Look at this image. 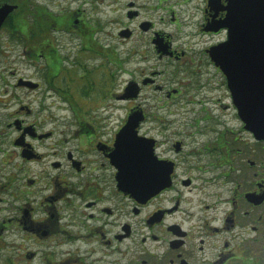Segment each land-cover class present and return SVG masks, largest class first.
Masks as SVG:
<instances>
[{
  "label": "flooded vegetation",
  "instance_id": "obj_1",
  "mask_svg": "<svg viewBox=\"0 0 264 264\" xmlns=\"http://www.w3.org/2000/svg\"><path fill=\"white\" fill-rule=\"evenodd\" d=\"M262 6L129 1L116 47L81 8L36 35L11 16L0 53L24 54L0 56V264H264ZM154 58L162 69L148 73ZM144 89L163 102L147 109ZM133 114L148 145L115 158ZM126 169L158 190H124Z\"/></svg>",
  "mask_w": 264,
  "mask_h": 264
},
{
  "label": "rangeland",
  "instance_id": "obj_2",
  "mask_svg": "<svg viewBox=\"0 0 264 264\" xmlns=\"http://www.w3.org/2000/svg\"><path fill=\"white\" fill-rule=\"evenodd\" d=\"M38 4L46 6L49 10L60 13V11L68 12L72 11L74 9H83L84 13L87 15H92L93 13L96 15V17L102 19V23L107 24V28L105 30L108 31V41L110 46H117L118 42L120 41V38L118 37L119 28L123 25L122 23L125 21L124 16V6L129 1L134 0H36ZM158 14L161 13H155L153 15V18L155 20H158L159 16ZM135 26V23L133 24V27ZM160 27L165 28L167 31H173L172 27H167V23L160 24ZM39 34V31H37ZM54 39H56V35H52ZM147 38V37H141L140 39ZM64 39H68L67 37ZM139 39V37H135L134 40ZM9 43V41H8ZM24 46L23 45H16L14 43H10L9 47H4V51L0 53V56H9V57H15V56H23L24 54ZM14 58L8 59L10 63L14 62ZM150 66V69L147 71L150 73L152 70H161L162 69V61H160L158 58L152 59L150 62L146 63ZM164 64V63H163ZM142 67H146L143 65ZM139 74V73H137ZM141 74V73H140ZM158 83L166 86L165 81H160L162 79V76H159ZM126 84L127 80L130 79L128 75H124L122 78ZM120 82V81H119ZM167 87V86H166ZM106 99V98H105ZM159 99H163V95L161 93H155L151 89H144V92L142 93L141 97L137 102L143 104L147 109H149L150 105L161 103L163 101H159ZM184 100L182 97L173 100L171 102L173 103H181ZM111 102V100L109 101ZM120 114V111H119ZM186 115H190L189 118H194L196 115L190 114L189 112L186 113ZM174 118V117H173ZM115 122L120 121L119 118H114Z\"/></svg>",
  "mask_w": 264,
  "mask_h": 264
},
{
  "label": "water",
  "instance_id": "obj_3",
  "mask_svg": "<svg viewBox=\"0 0 264 264\" xmlns=\"http://www.w3.org/2000/svg\"><path fill=\"white\" fill-rule=\"evenodd\" d=\"M253 4L257 3V0H252ZM17 8L16 5H12L9 3H5L0 6V28L6 21V19L10 16V14ZM263 8V13L261 12V28L258 30L264 34V6ZM251 13H249L250 15ZM254 14V12L252 13ZM227 26L229 27V17L227 20ZM262 42L260 43V47L264 49V36L261 38ZM221 56L224 58L220 61L222 67L224 68V71L226 72L228 79H229V84L231 85V70H230V60H229V55H230V39L223 45L221 46ZM218 57L221 58L220 54L217 55ZM264 65V63H263ZM248 82L251 80H256L252 75H247ZM263 107L261 108L263 113H264V102H263ZM143 119V116L140 114H133L129 117L127 123L124 125V127L120 130V132L117 135V152L115 153V158H131L133 157L135 150L134 147L136 145H142L146 147L148 145V140L143 137H139L137 134V127L139 126L140 121ZM263 131H264V117H263ZM264 136V133H263ZM140 148L141 155H147V150L145 148ZM118 155V156H117ZM119 159V158H118ZM127 172L124 170L121 171L119 174L120 176V184L121 187L129 191L135 195H138L140 197H147L152 194H154L158 189H154L149 185L150 180L147 179L146 175L143 174H135L133 171H130L126 169Z\"/></svg>",
  "mask_w": 264,
  "mask_h": 264
},
{
  "label": "trees",
  "instance_id": "obj_4",
  "mask_svg": "<svg viewBox=\"0 0 264 264\" xmlns=\"http://www.w3.org/2000/svg\"><path fill=\"white\" fill-rule=\"evenodd\" d=\"M5 3L18 6L8 21L12 30H24L36 35L39 29L47 31L58 22V16H55L54 12L46 6L36 3V0H0V5Z\"/></svg>",
  "mask_w": 264,
  "mask_h": 264
}]
</instances>
